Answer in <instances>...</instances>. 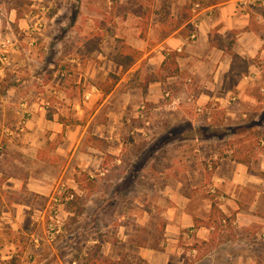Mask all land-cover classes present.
<instances>
[{
	"label": "rangeland",
	"instance_id": "obj_1",
	"mask_svg": "<svg viewBox=\"0 0 264 264\" xmlns=\"http://www.w3.org/2000/svg\"><path fill=\"white\" fill-rule=\"evenodd\" d=\"M113 2L121 15L125 5ZM19 5L32 27L13 29L5 39L11 44L0 45V105H11L4 111L8 123L30 120L31 125L16 136L8 154H0L3 175L18 177L0 184V264H89L94 251L116 264H148L141 251L160 238L172 194L182 188L188 193L190 174L205 170L208 179L209 168L222 157L264 155V95H257L258 83L247 84L242 100L215 109L209 123L188 100L200 96L203 85L188 83L184 74L163 88L172 91L177 104L154 102L152 109H162L150 113L151 125L145 127L135 116L146 102V62L121 68L88 51L89 38L118 28L105 13L107 0H22ZM133 5L150 15L159 10L156 0H133ZM89 9L102 15H87L93 22L82 27L86 17L80 21L79 16ZM172 13V6L164 13L168 29L175 23ZM261 57L254 65L263 72L262 82ZM111 74L120 81L105 95L114 82ZM236 81L232 76L218 93L236 91ZM96 87L102 95L93 91ZM252 97L260 109L246 104ZM208 102L214 109L215 99ZM180 246L179 264H194L188 254L193 246ZM204 252L202 246L198 255Z\"/></svg>",
	"mask_w": 264,
	"mask_h": 264
},
{
	"label": "crops",
	"instance_id": "obj_2",
	"mask_svg": "<svg viewBox=\"0 0 264 264\" xmlns=\"http://www.w3.org/2000/svg\"><path fill=\"white\" fill-rule=\"evenodd\" d=\"M239 1L202 0L204 11L197 16L193 11L196 0H156V8L159 10L156 13L152 10L151 18L150 12L144 11L143 6L138 8L133 5V0H120L125 5L122 16L114 12L113 0H107L105 13L113 15L118 28L116 26L106 30L100 49L94 51L92 56L118 64L115 57L126 44L143 53L130 67L145 61V68H149L151 74L161 69L171 52H177L180 75L165 81L150 82L145 92L146 102L143 103L153 106L154 102L163 99L165 84L186 74L203 85L200 87V96H195L200 104L210 106L208 100L215 99V108L210 106L214 118L215 109L226 110L242 100L247 84L258 83L257 95H260L264 87V79L261 82L263 72L254 65L255 59L264 55V0H252L246 7H240ZM164 3H168V6L165 7ZM170 5L175 23L168 29L164 13L171 10ZM19 9L16 0H0V45L6 36L14 35L13 29L18 32L31 29L29 15L21 10L22 16L19 17ZM87 15L96 18L102 13L93 9L83 11L79 16L80 21L86 17L82 27H85L87 20L93 22ZM194 34L196 37L192 39ZM118 37H122V40H118ZM233 40L232 49L247 63L246 68L236 65L227 51ZM232 76L238 78L237 90L219 94L218 91L226 87ZM94 89L98 95H102L97 87ZM233 94L238 96L237 102L227 105ZM248 101L246 104L250 108H261L256 97ZM191 104L196 112L195 105ZM0 106L3 112L11 107L7 104ZM21 106L26 107V104L22 103ZM213 118L211 121L206 120L212 123ZM30 125V120L24 125L20 121L18 124H10L6 120V113L0 112V154H8L16 136L25 132ZM209 169L208 179L205 170L199 175L198 171L190 174L192 182L188 193L184 192V188L173 191L174 204L164 212L162 218L166 227L159 243L160 249L148 246L141 251L148 264H179L180 251L183 249L181 243L193 246L188 249V254L196 259L194 264H264V155L250 158L248 164L233 157H222L216 166ZM14 178L18 177L13 174L4 176L0 171V184ZM213 196L220 210L229 218V223L217 230L207 226L211 218ZM202 246L206 252L198 255Z\"/></svg>",
	"mask_w": 264,
	"mask_h": 264
},
{
	"label": "trees",
	"instance_id": "obj_3",
	"mask_svg": "<svg viewBox=\"0 0 264 264\" xmlns=\"http://www.w3.org/2000/svg\"><path fill=\"white\" fill-rule=\"evenodd\" d=\"M18 3H20L22 0H16ZM18 16L21 17L22 13L21 10H18ZM104 33H96L92 38H89L88 40V51L94 52L98 51L100 49V44L104 40ZM233 44L234 40L228 45L227 51L232 55L234 61L236 62V65H242L243 68L247 67V63L242 60V58L236 54L233 51ZM142 52L138 51L134 48H132L129 45L124 44L121 50L118 52V54L115 57L116 62L119 65L123 66H130L136 60L140 59L142 57ZM177 52H171L168 59L164 62L161 69L158 72L151 73L147 75L146 77V84L144 85L143 89L144 92H147V86L150 82H156V81H165L169 77H174L180 75V68L179 64L177 62L178 57ZM243 63V64H242ZM111 77L114 78L113 84L104 90L105 95L109 94L112 90V87H115L117 83L120 81V78L115 75L111 74ZM59 122L63 124L64 126L67 125L66 118L63 116H59ZM233 158L237 161H240L242 163L248 164L250 161V157H239V156H233ZM216 166V165H215ZM213 199V205H212V212H211V218L209 222H207V226L213 230H217L222 226L223 224L229 223V218L220 210L219 206L217 205V202L215 201V196L212 197ZM82 212V209L79 213ZM225 221V223H224ZM161 230H160V238L157 239L154 246H151L152 249L158 250L160 249L159 243L160 240L164 234L166 222L164 220H161L160 222ZM100 249V248H99ZM89 264H116L113 260L103 256L100 254L99 251H94L93 253L89 254Z\"/></svg>",
	"mask_w": 264,
	"mask_h": 264
},
{
	"label": "built area",
	"instance_id": "obj_4",
	"mask_svg": "<svg viewBox=\"0 0 264 264\" xmlns=\"http://www.w3.org/2000/svg\"><path fill=\"white\" fill-rule=\"evenodd\" d=\"M252 2H253L252 0H241V1H239V6L240 7H246V6L250 5ZM193 11L197 14V16L199 15L200 12L204 11V7H203L202 2H200V1L194 2ZM195 37H196V35L194 34L192 36V39H194ZM9 44H11V40L7 39L6 41L3 42L2 45L4 48H7L9 46ZM188 82L190 84L193 83V79L189 78ZM94 92H96L95 89H94ZM261 93L264 94V87L261 88ZM91 95H92L91 93H88L87 98H89ZM163 100L166 101L164 104L165 107H169V106H173V105L177 104V99L175 98L174 94L170 90H168L164 93ZM188 100L195 105V110L199 115L205 116L209 121L212 120V118H213L212 108L209 105L200 104L199 101L196 100L195 95H191ZM237 100H238V96L233 94L229 97L227 105H231L233 103H236ZM220 104L222 105L221 101H220ZM160 109H161V107H159V106H155L152 109L151 106H148L147 104L143 103L139 107L136 119L141 120L144 123L145 127H149L151 125L150 113H152L154 111H159ZM243 117L244 118L247 117V112H245L243 114ZM263 144H264V142H263ZM224 223H225V221H224Z\"/></svg>",
	"mask_w": 264,
	"mask_h": 264
}]
</instances>
